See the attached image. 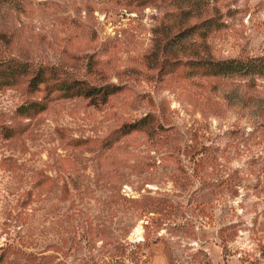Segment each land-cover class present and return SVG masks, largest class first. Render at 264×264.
Wrapping results in <instances>:
<instances>
[{"label": "rangeland", "instance_id": "rangeland-1", "mask_svg": "<svg viewBox=\"0 0 264 264\" xmlns=\"http://www.w3.org/2000/svg\"><path fill=\"white\" fill-rule=\"evenodd\" d=\"M255 57L264 0H0V264H264Z\"/></svg>", "mask_w": 264, "mask_h": 264}, {"label": "trees", "instance_id": "trees-1", "mask_svg": "<svg viewBox=\"0 0 264 264\" xmlns=\"http://www.w3.org/2000/svg\"><path fill=\"white\" fill-rule=\"evenodd\" d=\"M220 69L221 70L226 69L227 71L239 70L242 71V73L243 72L264 73V57H255L249 60L247 59L245 61L236 60V59H225L221 62ZM94 90H96L95 87H89V88L87 87L82 92L85 95H91L94 92Z\"/></svg>", "mask_w": 264, "mask_h": 264}]
</instances>
